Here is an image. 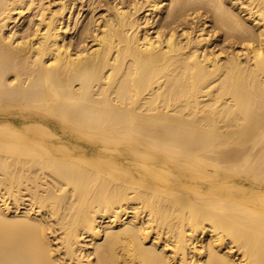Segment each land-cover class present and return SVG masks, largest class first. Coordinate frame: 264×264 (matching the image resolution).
Wrapping results in <instances>:
<instances>
[{
	"label": "bare ground",
	"instance_id": "6f19581e",
	"mask_svg": "<svg viewBox=\"0 0 264 264\" xmlns=\"http://www.w3.org/2000/svg\"><path fill=\"white\" fill-rule=\"evenodd\" d=\"M0 264H264V0H0Z\"/></svg>",
	"mask_w": 264,
	"mask_h": 264
}]
</instances>
